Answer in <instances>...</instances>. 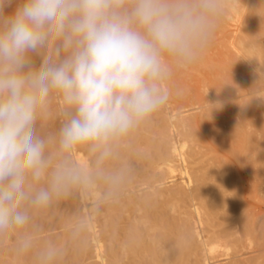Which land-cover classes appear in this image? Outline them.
Instances as JSON below:
<instances>
[{
	"label": "clouds",
	"instance_id": "clouds-1",
	"mask_svg": "<svg viewBox=\"0 0 264 264\" xmlns=\"http://www.w3.org/2000/svg\"><path fill=\"white\" fill-rule=\"evenodd\" d=\"M12 2L0 0V248L60 264L65 248L38 242L34 214L74 194L94 195L96 211L123 196L134 169L122 144L167 104L174 71L202 58L235 0H21L5 15ZM54 97L55 140L37 131ZM87 229L77 218L69 243Z\"/></svg>",
	"mask_w": 264,
	"mask_h": 264
},
{
	"label": "bare ground",
	"instance_id": "bare-ground-1",
	"mask_svg": "<svg viewBox=\"0 0 264 264\" xmlns=\"http://www.w3.org/2000/svg\"><path fill=\"white\" fill-rule=\"evenodd\" d=\"M263 11L264 0H235L228 15L246 16L251 27L261 24ZM220 47L192 65L200 73L192 97L178 81H168L171 96L184 95L207 111L167 106L122 144L134 176L118 201L96 211L94 195L74 194L34 214L38 242L65 248L60 264H264V225L257 222L262 214L247 202L243 178L245 171L249 193L264 202V110L245 98L249 94L221 101L213 111L207 103L231 95L230 85L258 93L264 46L242 35L226 38ZM50 102L54 106L38 119L37 131L55 140L62 102ZM74 156L88 161L83 149ZM77 218L88 220L87 234L69 243ZM13 264L32 261L13 255Z\"/></svg>",
	"mask_w": 264,
	"mask_h": 264
},
{
	"label": "rangeland",
	"instance_id": "rangeland-1",
	"mask_svg": "<svg viewBox=\"0 0 264 264\" xmlns=\"http://www.w3.org/2000/svg\"><path fill=\"white\" fill-rule=\"evenodd\" d=\"M20 2H21V0H13L11 5L5 7V9H4L5 15H11L14 12V10L16 9V7L20 4ZM260 16H261V24H258V25H255V26H254V24H251L252 26L250 27L247 24V17L246 16L242 15L241 18H238L237 16H234V17L233 16H229L228 13H227L224 16V18H223L224 21H221V23H220V25H219L216 33H215V37H214L211 45L208 47V49L206 51L211 50L210 52L217 53L220 50V48H221L220 45L222 43H224L225 39L230 37V36H235L237 38L239 36L241 37L242 35H245V36H247L249 41H253V42H255L258 45L264 46V21H263L264 20L263 19L264 18V11H263V13ZM258 65L260 66V69L262 71L261 73L264 76V65H261L260 63ZM179 71L180 70L174 71V73H173L174 75L171 77V79H170L171 81L170 80L169 81L171 83H174L175 81H178L176 83H179L180 85H182V92L184 93V95L192 97L193 94L195 93L194 88L197 85L196 84L197 77H198L197 75H200V73L197 72L196 70H194L193 66H190L187 69H183L182 71H180L181 73H179ZM182 73H183V75H180ZM175 76H177V77H175ZM185 78H186V80H184ZM194 79H196V80H194ZM188 82L191 85H189ZM222 84H225V83L222 82ZM169 85H170V83L167 84L168 88L170 87ZM191 86L193 87V89H192ZM230 86L232 87V94L228 95V96H225V95L221 94V96L218 98V100H215L214 103L215 102H221V101H229L231 98H234V97L238 98L237 100H241L242 96H245V95L249 94L245 98L247 100L250 99V101L252 100L253 104L257 105L258 107H260V108H262L264 110V102H261L259 100V99H264V83L260 84L259 88L256 89V90H258V93H255V94H253V90H251V89H247V90L244 89V86L242 84H238V85L236 84V85H230ZM170 88H169V91H170ZM193 90H194V93L191 92ZM188 91H190V92H188ZM172 94L173 93L170 92L169 100H168L167 104L162 109L166 108L167 106H169V108L171 107V109L173 107H175L173 109L178 110V111L182 110V109L184 110L185 108L186 109H188V108L194 109L195 108L194 110H196L195 112H197L198 114L202 113L203 111L204 112L207 111L206 109H203V110L202 109H197V108H199L200 104L197 105L198 104L197 103L196 105H194L196 103L194 100L191 101L192 103L189 102L190 101L189 99H191V98L185 99L184 98L185 96L182 95V94H181L182 95L181 97L184 96L183 98H181V97L180 98H176L178 95L174 94L173 96H176V97H173V96H171ZM57 103H56V105H57L56 107L59 108L60 107L59 101H57ZM49 106L53 107L54 104L50 102ZM182 107H185V108H182ZM154 117H159V115L155 114V115L152 116V118H154ZM243 178H244V181L246 182L244 184L245 185V187H244L245 198H246L248 203L252 204V209H254L256 212L257 211L260 212V215L262 214L260 216V220L258 219L257 222L260 223V226L264 225V202H259L258 200L254 199V197H252V195L249 193L248 190H250L249 186H251V183H249L250 182L249 174L247 172H245V171H243ZM263 189H264V185L262 186V189H261L262 190V193H261L262 195L264 194V190ZM143 192L144 191H141L140 194H142ZM246 196H248V197H246ZM256 206H258V207H256ZM262 228H263L262 234L264 235V226L260 227L261 230H262ZM262 240H261V242H264V237H263ZM9 259H11V261ZM3 260H5L6 262L3 261ZM0 264H13V254L11 253V251L8 248H0Z\"/></svg>",
	"mask_w": 264,
	"mask_h": 264
}]
</instances>
